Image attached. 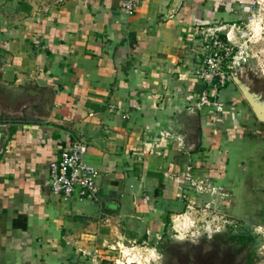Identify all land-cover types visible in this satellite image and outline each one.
<instances>
[{"label":"crops","instance_id":"obj_1","mask_svg":"<svg viewBox=\"0 0 264 264\" xmlns=\"http://www.w3.org/2000/svg\"><path fill=\"white\" fill-rule=\"evenodd\" d=\"M122 1L0 0V117H19L0 119V264H71L70 247L121 229L161 238L211 185L250 212L259 122L236 83L201 106L193 76L237 0H142L133 15ZM78 138L98 197L61 202L49 166Z\"/></svg>","mask_w":264,"mask_h":264},{"label":"rangeland","instance_id":"obj_2","mask_svg":"<svg viewBox=\"0 0 264 264\" xmlns=\"http://www.w3.org/2000/svg\"><path fill=\"white\" fill-rule=\"evenodd\" d=\"M231 8L239 13L238 19L221 21L219 27L223 29L217 32L228 33L236 46L235 75L250 81L264 94V0H237ZM211 28L215 30L214 25ZM243 32L247 36H242ZM234 84L231 82L225 88ZM256 124L255 149H261L260 159L255 151V176L259 184L256 182L252 190L254 196L245 198L249 201V213L240 215L236 211L232 215L225 208L220 192H215L212 185L207 186L209 189L202 191L205 200L192 204L191 208L185 206L169 218L161 238L155 235L133 239V235L126 236L128 230L121 229L122 237L117 231L112 240H90L82 249L70 247L68 250L74 255L70 263L264 264V125ZM194 128L193 140L197 124ZM76 255L83 256L84 261H76Z\"/></svg>","mask_w":264,"mask_h":264},{"label":"built area","instance_id":"obj_3","mask_svg":"<svg viewBox=\"0 0 264 264\" xmlns=\"http://www.w3.org/2000/svg\"><path fill=\"white\" fill-rule=\"evenodd\" d=\"M142 0H123V10L133 15L137 12ZM236 46L228 33L221 37L212 32L206 46V53L195 69L193 76L204 83L205 88L199 96L201 106L216 104L212 97L229 83H233L236 66ZM88 145L84 138H78L72 145L65 148L60 159L52 161L49 166L50 193L61 202H68L75 197L79 200L96 199L99 193L97 179L100 170L85 160ZM185 180L190 187L203 191V182L196 181L192 167H188ZM127 264H133L129 262Z\"/></svg>","mask_w":264,"mask_h":264},{"label":"water","instance_id":"obj_4","mask_svg":"<svg viewBox=\"0 0 264 264\" xmlns=\"http://www.w3.org/2000/svg\"><path fill=\"white\" fill-rule=\"evenodd\" d=\"M243 33L244 34L242 36L244 37L247 36V32H243ZM233 81L242 90L245 99L249 102L257 119L260 122L264 123V101H262V98H261L263 94L262 93L257 94L256 92L251 91L250 86H248L239 76L235 75V73H233ZM0 119L16 120V119H19V117L10 115V116H5V117H0Z\"/></svg>","mask_w":264,"mask_h":264},{"label":"flooded vegetation","instance_id":"obj_5","mask_svg":"<svg viewBox=\"0 0 264 264\" xmlns=\"http://www.w3.org/2000/svg\"><path fill=\"white\" fill-rule=\"evenodd\" d=\"M255 91L257 92V93H259L260 94V92H263V90L262 89H255ZM263 94V93H262ZM261 98H262V101H264L263 100V98H264V94L261 96ZM261 101V102H262ZM255 117H256V115H255ZM256 119H257V117H256ZM258 120V119H257ZM258 122L261 124V125H264V123L263 122H260L259 120H258Z\"/></svg>","mask_w":264,"mask_h":264}]
</instances>
